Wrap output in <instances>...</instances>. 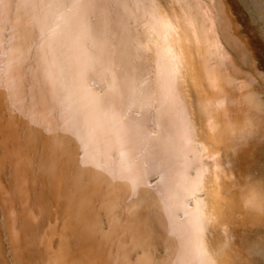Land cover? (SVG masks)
Wrapping results in <instances>:
<instances>
[{
	"label": "bare ground",
	"instance_id": "1",
	"mask_svg": "<svg viewBox=\"0 0 264 264\" xmlns=\"http://www.w3.org/2000/svg\"><path fill=\"white\" fill-rule=\"evenodd\" d=\"M262 105L264 0H0V258L264 264Z\"/></svg>",
	"mask_w": 264,
	"mask_h": 264
},
{
	"label": "snow or ice",
	"instance_id": "2",
	"mask_svg": "<svg viewBox=\"0 0 264 264\" xmlns=\"http://www.w3.org/2000/svg\"><path fill=\"white\" fill-rule=\"evenodd\" d=\"M34 5L36 3H33ZM79 3L76 4V6H78ZM41 7H43L44 5H41ZM117 7H124L125 9H127V4H116ZM48 7H52V5H49ZM136 7H140L139 5H137ZM151 7L153 8L154 11H159V12H163V8L160 5L157 4H152ZM174 7V6H173ZM181 7H184V5H181ZM179 23V21H178ZM128 27L130 26H126L125 27V31L128 32ZM166 27L174 33V42L177 46L180 47L181 51L179 52V54H177L176 52H174L172 50L171 47L166 49V53L169 57L170 63L172 65L171 71L169 73L168 78L164 81L163 85H162V89H163V93H164V97H165V101L172 104V105H177L179 103V96H177L176 94V89L177 86L179 84H182V82L185 79V72L182 71V65L188 69L189 66L185 64V56H184V51H183V45H184V41L181 39L180 36V28H172V26L166 25ZM42 34H43V29L41 30ZM125 46H129V45H133L135 46L137 52H144V53H150L151 52V48L149 47V44H142L139 43L138 40L133 39L131 37V35L129 34L127 39L125 40ZM151 43V41L149 42ZM215 84V81H213V85ZM9 89L14 90V82L13 81H9ZM135 95V90L134 93ZM180 94L183 95L185 97V99H190L187 96V93L184 91L183 88H180ZM143 104H147L148 101L145 100L142 102ZM224 106V102L221 101L217 107H223ZM264 106V105H262ZM204 106L202 105V108ZM189 111L191 112V117L186 120L184 122V126H183V135H182V139L186 142V143H191L193 138H199V130L196 127V109L195 107H191L189 109ZM213 131H215L213 129ZM213 143L210 144V148L213 152L216 153V156H213V159H219L222 155L220 149L221 147L227 148L229 152L234 151V143H235V139L234 136H213L212 137ZM205 151H208V149H205ZM229 160L231 161V157H229ZM231 163H229V165L227 166L228 168H231ZM217 172L220 171L219 168L216 169ZM233 184L235 183V178L233 176H228L227 177ZM217 201L221 202V207L223 206H227L230 205L232 203L231 198H226L223 197L220 194H217ZM262 219H264V216H262ZM0 264H25V262L19 258V255L17 253H5L4 258H0ZM225 264H238V262L235 261H226Z\"/></svg>",
	"mask_w": 264,
	"mask_h": 264
}]
</instances>
